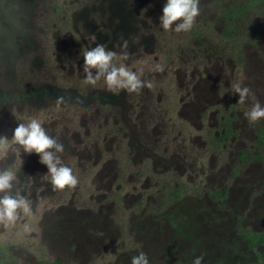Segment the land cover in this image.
I'll return each mask as SVG.
<instances>
[{
  "label": "rangeland",
  "instance_id": "rangeland-1",
  "mask_svg": "<svg viewBox=\"0 0 264 264\" xmlns=\"http://www.w3.org/2000/svg\"><path fill=\"white\" fill-rule=\"evenodd\" d=\"M211 1L199 0L194 33H177L160 26L166 0H0V136L39 120L78 178L56 189L37 154L0 147V170L31 201L0 223V264H131L141 251L149 264H259L242 235L264 227V151L254 158L264 119L246 115L264 105V39L237 62L199 30ZM122 39L127 66L154 87L84 84L83 52L119 54ZM237 83L253 93L243 105ZM226 111L233 133L212 144Z\"/></svg>",
  "mask_w": 264,
  "mask_h": 264
},
{
  "label": "clouds",
  "instance_id": "clouds-1",
  "mask_svg": "<svg viewBox=\"0 0 264 264\" xmlns=\"http://www.w3.org/2000/svg\"><path fill=\"white\" fill-rule=\"evenodd\" d=\"M199 0H166L160 17V26L169 30L175 24L174 31H190L199 16ZM128 41L122 39L121 52L118 54L109 50L105 45L97 44L95 47L83 52V83L95 86L103 80L106 89L117 93L126 90L129 93L138 92L142 88H153L151 81H145L141 75L132 71L127 66L130 59L128 52ZM115 60H119L117 65ZM157 71H163L162 66H156ZM234 92L238 95V103L245 104L252 90L247 86L237 83ZM64 97H57V106L63 104ZM247 117L253 121L264 119V105L258 100H254L250 110L246 113ZM17 145L16 151L20 149L23 153H35L40 157V163L48 169L47 176L56 189H64L66 186H76L78 178L73 174L70 167L63 164L61 155L65 151V146L58 138L51 136L42 126L41 122L35 118L27 123H18L12 133V138L0 136V147ZM15 175L8 170H0V223H15L20 218L21 210L24 213L31 212V201L26 198L19 190H14ZM203 255L196 257L192 264H202ZM131 264H149L147 254L140 252L131 260Z\"/></svg>",
  "mask_w": 264,
  "mask_h": 264
},
{
  "label": "trees",
  "instance_id": "trees-1",
  "mask_svg": "<svg viewBox=\"0 0 264 264\" xmlns=\"http://www.w3.org/2000/svg\"><path fill=\"white\" fill-rule=\"evenodd\" d=\"M211 12L213 20L201 26L200 31L206 32L215 37H219L227 44L236 58L237 62L243 61V48L245 46H255L264 39V27L260 23L264 16V0H212ZM191 28V32L194 33ZM215 34V35H214ZM229 111L218 117L217 136L211 135L212 144L219 141L225 142L233 133V121L230 118ZM255 147L258 156L264 151V126L256 127L254 130ZM250 159L247 153H241L239 159L244 163ZM264 186V181H263ZM174 196H177L174 194ZM243 239L247 249L255 254L259 264H264V227L257 231H245ZM261 250V251H260ZM39 264H61L58 261L48 262L39 261Z\"/></svg>",
  "mask_w": 264,
  "mask_h": 264
}]
</instances>
